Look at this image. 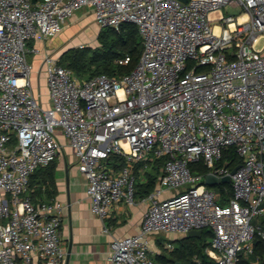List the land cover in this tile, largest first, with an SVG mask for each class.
<instances>
[{"label":"built area","instance_id":"built-area-1","mask_svg":"<svg viewBox=\"0 0 264 264\" xmlns=\"http://www.w3.org/2000/svg\"><path fill=\"white\" fill-rule=\"evenodd\" d=\"M229 5L245 12L225 16ZM83 9L101 29L136 24L143 54L130 74L81 80L47 53L37 72L47 106L28 59L40 50L28 42L57 35ZM263 40L264 0H0V264H64L63 205L28 195L31 176L62 154L60 132L101 219L121 200L135 203L136 163L167 159L140 231L112 241L110 264H162L153 237L205 229L207 264L253 254L257 236L264 240L255 222L264 216ZM231 147L242 158L235 172L232 160L218 165ZM113 155L126 159L119 171ZM199 161L207 174L192 171ZM208 174L231 177L226 203Z\"/></svg>","mask_w":264,"mask_h":264},{"label":"crops","instance_id":"crops-1","mask_svg":"<svg viewBox=\"0 0 264 264\" xmlns=\"http://www.w3.org/2000/svg\"><path fill=\"white\" fill-rule=\"evenodd\" d=\"M89 26L94 27V31L90 34L88 33ZM100 31L101 28L95 20L93 11L83 9L77 11L57 35L45 40H31L28 42L30 49L37 48L40 50L39 53H31L33 54L32 62L35 66L34 79L38 77L42 100L47 103V106L48 86L46 75L44 72L37 73L42 67L44 56L47 53H52L57 57H61L58 56L57 52L63 54L70 48L94 46L98 42ZM42 81H45L43 86L41 85ZM44 88L46 89L44 90ZM59 138L64 148L62 154L56 159V193L52 198L38 202H59L63 205L61 235L63 247L66 251L64 264H110L112 241L115 238L135 235L140 231L148 208L147 197L136 195L135 203L132 205L121 200L112 207L110 215L106 219H101L92 211L91 199L87 194V180L75 164L72 148L68 145V141L62 132L59 133ZM135 166L133 175L136 186L139 183L146 182L144 172L149 170L150 167L146 166L140 170L139 173L143 175L139 176L135 172ZM111 167L115 171L120 170V168L115 169L113 165ZM171 194L172 191H167L165 196ZM105 227L109 229L108 232L105 231ZM183 236L161 234L153 237L151 241L155 259L164 249H168L167 243H172ZM258 263L264 264L261 259H258Z\"/></svg>","mask_w":264,"mask_h":264},{"label":"trees","instance_id":"trees-1","mask_svg":"<svg viewBox=\"0 0 264 264\" xmlns=\"http://www.w3.org/2000/svg\"><path fill=\"white\" fill-rule=\"evenodd\" d=\"M98 42L99 45L96 47L83 46L68 49L60 57V64L72 70L74 75L81 80L97 75L121 77L130 74L136 68L144 50L138 26L134 23H125L120 29L112 27L101 29ZM126 57H130V61L121 63ZM231 160L230 167L232 168L242 163V158L238 156L234 147L224 151L218 165H224ZM56 161L55 159L48 166L37 169L31 176L28 195L33 202L48 200L55 195ZM166 161V158H150L135 164V172L139 176L143 175L139 173L140 170L146 166L150 167L144 172L146 182L135 186V196L148 197L155 190ZM109 163L118 170L126 164V159L113 155ZM191 169L199 174H207L210 171L203 161L192 163ZM214 188L222 193L221 202L223 204L232 196L233 191L229 183H221L215 185ZM255 222L264 228V216L258 217ZM211 237H213V232L209 229H205L201 237L192 238L187 235L180 237L172 242L173 249H164L156 256V260L162 264H197V259L206 264L210 263L206 250L210 245ZM258 259L264 263V240L257 236L253 255L241 254L237 264H259Z\"/></svg>","mask_w":264,"mask_h":264},{"label":"rangeland","instance_id":"rangeland-1","mask_svg":"<svg viewBox=\"0 0 264 264\" xmlns=\"http://www.w3.org/2000/svg\"><path fill=\"white\" fill-rule=\"evenodd\" d=\"M245 12L244 9L240 6H233V5H229V6H226V7H223V13L225 14V16H234V17H237V16H240L242 15V13ZM218 23V22H217ZM94 31V27L93 26H89V34L90 32H93ZM96 34V33H95ZM94 34V36H95ZM96 38V37H95ZM264 44V40L262 42H260L259 44V47H262V45ZM99 45V42H96L95 45L93 47H96ZM58 56H62V53H59L57 52ZM33 54H29L28 55V59L31 63H33ZM38 77H36V79L33 80V88H34V92L36 94V97L39 98L41 96V86L39 85L40 83H38ZM44 82L45 81H42V86L44 85ZM46 88H44L45 90ZM161 235V234H159ZM163 235V234H162Z\"/></svg>","mask_w":264,"mask_h":264},{"label":"water","instance_id":"water-1","mask_svg":"<svg viewBox=\"0 0 264 264\" xmlns=\"http://www.w3.org/2000/svg\"><path fill=\"white\" fill-rule=\"evenodd\" d=\"M38 0H33L34 3H36ZM183 2H188V0H182ZM237 170V168L234 169L233 172H235ZM206 184H208L209 186H215L221 183H231V177L230 176H225L222 179L219 178L218 176L214 175V174H208L206 176V180H205ZM203 235V230H192L188 233L187 236L189 237H201Z\"/></svg>","mask_w":264,"mask_h":264}]
</instances>
